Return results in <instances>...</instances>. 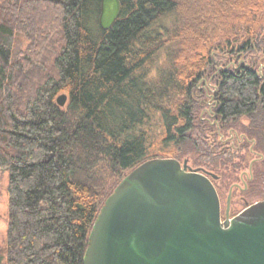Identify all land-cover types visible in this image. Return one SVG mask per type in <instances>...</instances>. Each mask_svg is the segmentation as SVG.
<instances>
[{"label": "trees", "instance_id": "trees-1", "mask_svg": "<svg viewBox=\"0 0 264 264\" xmlns=\"http://www.w3.org/2000/svg\"><path fill=\"white\" fill-rule=\"evenodd\" d=\"M121 5L104 30L100 0H0V264H84L105 199L149 158L213 171L222 196L259 155L264 197V0Z\"/></svg>", "mask_w": 264, "mask_h": 264}, {"label": "water", "instance_id": "water-1", "mask_svg": "<svg viewBox=\"0 0 264 264\" xmlns=\"http://www.w3.org/2000/svg\"><path fill=\"white\" fill-rule=\"evenodd\" d=\"M121 0H100L109 29ZM67 93L56 102L64 106ZM217 175L188 159L153 157L127 172L91 227L84 264H264V198L222 219ZM231 188L227 196L229 207Z\"/></svg>", "mask_w": 264, "mask_h": 264}, {"label": "flooded vegetation", "instance_id": "flooded-vegetation-1", "mask_svg": "<svg viewBox=\"0 0 264 264\" xmlns=\"http://www.w3.org/2000/svg\"><path fill=\"white\" fill-rule=\"evenodd\" d=\"M211 106H213V105H211ZM210 109H211V107H210ZM216 109H218V108H216ZM208 118V117H207ZM237 138V140L238 141H240L241 139H242V137H243V134L241 133V134H239L236 130L235 131H231V134L229 135V137H228V139L231 141L233 138L235 139V141H236V138ZM232 143H233V141H232ZM238 144H239V142H238ZM259 155H257L256 157H254L253 158V160L251 161V163L258 157ZM259 157H261V156H259ZM249 164V166H248V168H247V170H248V172H244V173H242L241 174V176H240V178H239V180H237V181H234L233 183H232V185L228 188V190H227V192L229 193V190H230V188H231V197H230V203H229V207H228V204H227V197H226V200H225V203H223V198H222V196L219 194V198H220V204H221V216H222V219H225L226 218V214H227V208H228V216L229 217H232V216H234L235 214H237L238 212H240L242 209H244L247 205H249V204H251V203H253V202H255V201H257V200H260V199H263L264 197H262V198H258V197H250L249 195H248V189H249V186H248V180H250L251 178H252V164ZM204 168V167H203ZM205 169V168H204ZM206 170H208V169H206ZM208 171H210V170H208ZM210 172H212V173H214L213 171H210ZM216 174V173H215ZM217 175V174H216ZM217 177H218V175H217ZM216 177V178H217ZM216 178H212V181H213V179H216ZM239 181H241V182H239ZM214 183V182H213ZM215 185V184H214ZM216 187V186H215ZM217 189V188H216ZM217 192H218V190H217ZM234 192H238L240 195H238L239 197V201H241L242 203H243V205H242V207L240 208V209H238L237 211H235V207H232L231 206V202H233L234 201V204H235V199L233 200V198L235 197V196H232V193H234ZM227 196H228V194H227Z\"/></svg>", "mask_w": 264, "mask_h": 264}, {"label": "rangeland", "instance_id": "rangeland-1", "mask_svg": "<svg viewBox=\"0 0 264 264\" xmlns=\"http://www.w3.org/2000/svg\"><path fill=\"white\" fill-rule=\"evenodd\" d=\"M255 154H258V152ZM254 157H256V156H253L252 158H254ZM188 164L191 167H199V166H193L190 163L189 159H188ZM244 172H248L247 168H244L243 171L241 172V174ZM241 174H240V176H241ZM8 178H9V171L7 169H5V170L0 169V245L1 246H3L5 243L6 231H7L8 202H9L8 189H7ZM235 181H237V180H235ZM239 182H241V181H239ZM231 185H229V187ZM223 191H225V193L222 195V198H223V203H225L228 192H227V189H225ZM238 195H240L238 192L232 193V196H235L233 198V200L235 199V204L233 201V202H231V206L235 207V211L240 209L243 205V203L238 200L239 199Z\"/></svg>", "mask_w": 264, "mask_h": 264}]
</instances>
